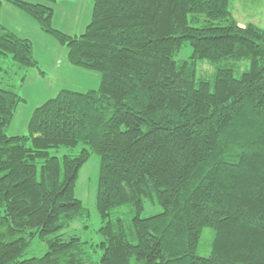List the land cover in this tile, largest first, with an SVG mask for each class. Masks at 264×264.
<instances>
[{
	"label": "trees",
	"instance_id": "trees-1",
	"mask_svg": "<svg viewBox=\"0 0 264 264\" xmlns=\"http://www.w3.org/2000/svg\"><path fill=\"white\" fill-rule=\"evenodd\" d=\"M93 2L85 32L70 36L51 6L0 0V65L13 60L0 71L44 75L33 42L2 24L9 3L66 47L71 66L101 76L96 90L59 91L16 136L27 100L0 81V264H264V28L240 26L231 0ZM185 44L192 54L176 60ZM200 60L210 76L196 77ZM93 154L99 243L62 233L89 217L76 186ZM146 204L162 212L144 218ZM36 241L45 250L26 257Z\"/></svg>",
	"mask_w": 264,
	"mask_h": 264
},
{
	"label": "rangeland",
	"instance_id": "rangeland-1",
	"mask_svg": "<svg viewBox=\"0 0 264 264\" xmlns=\"http://www.w3.org/2000/svg\"><path fill=\"white\" fill-rule=\"evenodd\" d=\"M31 3H43L54 9L53 26L54 28L70 36H80L85 32L90 23L93 12V0H67L57 2H43L41 0H24ZM2 14L4 22L8 26L16 28L25 34L34 43V55L39 62L41 74L36 68L28 69L24 75L8 76L6 72L0 71V78L10 80L15 86L16 92L27 100L22 103L16 112L12 122L9 135H26L27 126L33 111L45 101L55 97L62 89L85 92L96 90L100 85V73L71 66L67 62V49L59 45L50 35L44 33L37 21L20 8L4 3ZM32 21L33 25L30 23ZM35 25V26H34ZM192 54L189 44H185L176 60L188 59ZM0 67L3 69L11 67L13 60L11 57L3 58ZM249 67V62L240 63L237 66L238 74ZM215 71V67L208 60H200L197 63L196 77H207ZM10 77V78H8ZM84 146L79 144L76 148H56L51 149L52 156L63 157L66 154H77ZM100 173V157L93 154L85 166L80 170L76 186V197L89 210V217L75 222L70 228L62 233L65 236L79 235L84 240L99 243L101 236L97 230L101 227V218L96 207V196ZM162 212V208L146 204V209L142 217H149L153 214ZM212 231H204L200 243L199 254L207 256L210 252L209 240ZM211 241V240H210ZM45 250V245L36 241L34 247L26 257H32ZM99 259L101 252L94 254Z\"/></svg>",
	"mask_w": 264,
	"mask_h": 264
},
{
	"label": "crops",
	"instance_id": "crops-1",
	"mask_svg": "<svg viewBox=\"0 0 264 264\" xmlns=\"http://www.w3.org/2000/svg\"><path fill=\"white\" fill-rule=\"evenodd\" d=\"M231 10L236 21L240 26L244 27L249 24H252L264 28V0H231ZM1 21L4 26L16 33L18 36L29 39L27 36H25V34H22L18 30H16V28L8 26L4 22V17L2 13ZM30 23L33 25L31 20Z\"/></svg>",
	"mask_w": 264,
	"mask_h": 264
}]
</instances>
